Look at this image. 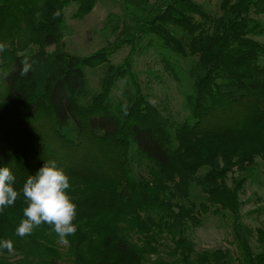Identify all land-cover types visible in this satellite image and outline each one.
<instances>
[{"label":"trees","instance_id":"obj_1","mask_svg":"<svg viewBox=\"0 0 264 264\" xmlns=\"http://www.w3.org/2000/svg\"><path fill=\"white\" fill-rule=\"evenodd\" d=\"M98 1L0 0L8 46L0 53V168L9 167L20 191L55 161L69 177L77 227L67 245L47 224L17 236L21 194L0 212V240L32 264H264V227L245 224L240 200L245 173L264 161V42L256 39L264 0H223L219 15L199 0H125V17L108 18L120 26L115 40L91 56L71 54L66 10L77 4L82 19ZM155 42L169 70L173 58L193 61L182 121L150 101L134 70L135 55ZM126 46L129 56L112 64L109 55ZM25 57L35 63L22 77ZM97 67L103 77L93 93L86 69ZM121 82L124 99L115 100ZM197 189L207 200L200 205ZM209 213L230 216L238 256L196 250L188 233ZM166 247L175 260L155 262Z\"/></svg>","mask_w":264,"mask_h":264},{"label":"rangeland","instance_id":"obj_2","mask_svg":"<svg viewBox=\"0 0 264 264\" xmlns=\"http://www.w3.org/2000/svg\"><path fill=\"white\" fill-rule=\"evenodd\" d=\"M206 7L211 15H219L220 6L223 0H199ZM79 7L77 4L70 6L66 10L67 32L65 36L66 50L74 55L82 57L91 56L112 43L120 26L109 22V16L125 17V0H99L94 9L82 19L75 17ZM264 23V15L260 16ZM257 40L264 42V35L256 37ZM54 47L49 51H53ZM130 54L129 47H123L115 53L109 55V60L114 65H119L125 61ZM167 54L161 49L158 42L148 46L141 54L135 55L134 70L138 74L144 92L150 101L159 107L163 113L173 120H184L187 110L184 102V93L189 86V69L193 61L186 59H172L174 70H169L168 63L165 61ZM88 87L93 93L100 91V82L103 77L102 67L86 69ZM177 74V75H175ZM115 100L124 99V84H117L113 90ZM236 172L235 176H240ZM247 176V182L240 193V200L243 203L242 214L244 222L252 228L264 227V161L256 159L255 165L251 168ZM232 182L230 175L229 183ZM197 204L206 202V196L200 189L194 191ZM214 209V208H213ZM188 236L194 243L198 252L204 250L228 249L235 256H238L236 241L234 239L230 216L206 214L203 225L193 228ZM136 240V237H133ZM140 244V242H139ZM63 251V250H62ZM25 254L24 251H22ZM28 255L30 254L27 251ZM26 255V254H25ZM0 259H6L11 264L18 262L32 264L33 259H26L16 250L13 253H0ZM63 264L68 263L69 257L64 258ZM152 259L157 261L171 262L175 258L171 255L168 247L162 248L158 254L152 255Z\"/></svg>","mask_w":264,"mask_h":264},{"label":"clouds","instance_id":"obj_3","mask_svg":"<svg viewBox=\"0 0 264 264\" xmlns=\"http://www.w3.org/2000/svg\"><path fill=\"white\" fill-rule=\"evenodd\" d=\"M7 47L5 43H0V53ZM34 63L35 61H30L28 57L21 60L19 75L27 76ZM15 180L16 177L9 167L0 168V212L13 206L21 194L27 205L23 209L24 218L16 228V235L29 236L35 229L47 224L58 236L59 243L67 245L68 237L75 235L77 231L73 223L76 205L66 192L70 188L69 177L57 167L55 161H49L44 163L35 175L28 176L20 191L14 188ZM0 249L13 253V242L10 239L0 240Z\"/></svg>","mask_w":264,"mask_h":264}]
</instances>
